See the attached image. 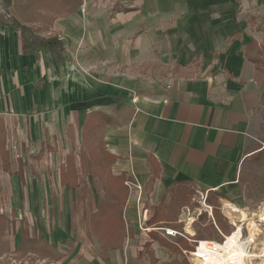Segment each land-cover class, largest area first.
<instances>
[{
	"label": "crops",
	"instance_id": "crops-1",
	"mask_svg": "<svg viewBox=\"0 0 264 264\" xmlns=\"http://www.w3.org/2000/svg\"><path fill=\"white\" fill-rule=\"evenodd\" d=\"M259 12L264 0H0V207L10 198L26 216L18 251L23 240L39 250L68 241L66 257L53 250L65 264L82 244L93 264H145V245H131L138 256L124 263V244L93 235L107 175L127 190V234L148 228L158 264L172 259L151 232L170 238L148 221L183 189L254 225L257 209L242 199L264 161V82L246 22Z\"/></svg>",
	"mask_w": 264,
	"mask_h": 264
},
{
	"label": "rangeland",
	"instance_id": "rangeland-1",
	"mask_svg": "<svg viewBox=\"0 0 264 264\" xmlns=\"http://www.w3.org/2000/svg\"><path fill=\"white\" fill-rule=\"evenodd\" d=\"M46 7L51 8V7H55V5L52 2H50L48 6ZM248 15L249 16L246 22L248 32L251 33L255 39H257L258 48L262 51L264 49V12H259L257 14L255 13V15H252L250 13ZM260 59L263 63V64L261 63L262 72L260 74V79L264 82V56H262ZM87 153H88V149H87ZM32 168L33 169L31 171H33V174L39 173L40 171H42V170H36V167L34 166ZM177 194H180V197H182L181 203L183 206L180 205V208L177 209V212L175 215L176 217L175 221L168 222V224L161 225V226H164L165 228L173 227L176 230L182 232V230H184V228L187 226H185L184 223L178 224V220L181 217L183 219L188 220L187 218L189 217L188 213L190 210L192 211L191 215L195 217V222L192 224L191 229H190V231L192 232L191 234H194L195 236V241L198 242V241H203V240H210V241L213 240L217 242H222L224 240V237H223L224 235L229 237L232 233H234L235 231L234 227L230 223V219L226 216L227 214L230 216V218H233L235 217L234 215H236V213H234L236 212L235 211L236 209L233 208L231 205L226 204V208H224V205L217 197L213 196L212 194L209 195L207 192H203L199 190L197 191L192 188H189L186 190L183 189ZM177 194L173 195L174 203L177 201V199L175 198V196L177 197ZM263 199H264V161L260 165L256 164L255 167L252 169V172L249 175V179L245 184V189L243 191L242 200L244 201V206L248 207L251 210L257 209L256 211L260 212L261 209H263L264 207V203L261 204ZM167 202L168 203L170 202V196L167 198ZM15 204L16 203L12 201V199L5 198L2 200V205L0 207L2 208L1 213L8 215L7 222H9V228L6 231V234L8 235L7 236L8 240L6 243H0V264H65L67 259L65 260L62 258L60 260H56L55 256L57 255L54 254L53 250L54 251L56 250L57 254L58 253L61 254L60 256L62 257L67 255L66 253L67 251L68 252H71L72 250L74 251L75 245H71L70 244L71 242H68V241L63 243L61 246L58 245L56 249H53V250L52 249L50 250L48 248H43L41 250H44V251H41L37 247L34 248V246H32V248L30 249L31 246L28 245V247L25 248L24 250H21L20 252L18 251V247L21 243V230L22 228L25 229L24 221H26V219H22V217L23 216L26 217V216L24 215L22 207H20L18 211L14 210L12 213L11 207L15 206ZM244 206H241V207H244ZM208 207H212V211L211 212L209 211V213L207 209ZM186 208L189 210H187ZM199 209L201 210V215H198ZM172 211L173 213H175L176 207H174ZM172 211H171V214H172ZM216 211H218L221 216L223 226L218 222V218L215 213ZM194 212L195 214H193ZM250 218L254 219V221L258 220L257 215L254 216L253 214H250ZM13 222H15V225H16L15 229H13ZM214 222H216V225L219 227V230L224 235L220 231L217 230L216 225H214ZM210 224L214 225V229H212V231H207L206 228H209ZM37 230H38V227L36 226L33 228L32 233L35 234ZM200 232L203 233L202 237L200 235ZM25 233H26V236L31 237L30 236L31 234L29 232L25 231ZM128 234H130L131 237H129L130 239L127 238L124 243V246L126 248L124 255H122L124 263L125 261L134 259L133 257L138 256L137 254L136 255L131 254L129 250V247L131 245H134V247L146 245L149 240V238L146 237L145 233H142L141 235H139L138 239L134 238L133 236L134 233H131V231L129 232V230H128ZM132 239L136 241H132ZM177 239L178 238L176 239L170 238L168 240L167 239L165 240H167L168 242L172 244L174 243L175 247L178 248L179 252H173L169 248L164 247L161 244L160 245L161 247L165 248L164 250L166 251V253L171 255L172 260L185 259L186 261H188L187 257L189 256V253L193 252L194 247L185 238H180L181 240H183L182 244L177 243V242L175 243L174 241ZM91 242H94L93 239H91ZM96 247H98V245H96ZM89 249H91V251ZM92 250H93L92 247L89 248L85 244H82L80 255H78L73 261L71 260V262H73L74 264H93V260L97 257L95 256L96 253L92 252ZM185 251H187V254H185ZM158 256H160V254H158ZM159 261L161 264L160 258H159ZM120 262L121 260H119V263ZM141 262L145 264H151V262L149 261V258L146 255L141 260ZM188 262L191 263L190 261Z\"/></svg>",
	"mask_w": 264,
	"mask_h": 264
},
{
	"label": "trees",
	"instance_id": "trees-1",
	"mask_svg": "<svg viewBox=\"0 0 264 264\" xmlns=\"http://www.w3.org/2000/svg\"><path fill=\"white\" fill-rule=\"evenodd\" d=\"M21 31L23 33H27L26 28H21ZM26 40L24 39V45H25ZM49 49H52L54 52L59 49V46L55 47L56 45L53 44L50 40L47 42H44L43 44ZM26 47V45H25ZM249 51H252V53L256 50L257 55L256 56H250V61H252L255 65L256 68L259 70V72H262L261 65L263 64L261 61V57L264 56V49L261 51L258 48V42L256 40H253L251 44L248 47ZM251 53V52H250ZM262 63V64H261ZM104 179L107 181V186H106V196L104 199H99L97 202V210L96 212L92 215L91 220H92V232L93 235H96L98 237V240L102 244H115L116 248L121 249L122 251V246L124 244L125 239L127 238L128 234L126 233V223L125 219H123V208H124V203L128 197L127 195V190L124 188L122 179L118 178H112L110 175H107V177H104ZM110 179V180H109ZM116 183H122L121 188L119 185V191L117 190V184ZM125 185V184H124ZM126 194L125 200L123 199V202L119 203V200L117 201V195L123 193ZM178 193V192H177ZM179 197V198H178ZM177 201L174 203L171 202V205L168 209L167 212L163 211V207H158L154 210L153 216L151 219L148 221V226L149 227H155V228H163L165 225L168 224V222H173L175 221V215L177 212V209L180 208L181 203V198L180 194H177V197L175 196ZM179 200V201H178ZM176 207L175 213H173V208ZM172 211V214H171ZM216 216L218 218V222L223 226L221 216L218 211L215 212ZM7 217L4 215H0V241L2 239V236L4 235L7 227ZM217 222V223H218ZM171 225V224H170ZM207 231H212L214 229V225L210 224L209 228H206ZM205 229V231H206ZM200 235L202 237L203 233L200 232ZM151 239L158 241L161 245L164 247L169 248L173 252H179L178 248L175 247L174 243H170L167 240L161 238L158 233L155 231L151 232ZM201 239V238H200ZM175 243H183V240L178 238L177 240L174 241ZM169 245V246H168ZM145 249V253L140 254V257H143L144 255H147L149 258V261L151 264H158V259L155 256V253L151 251V244L147 243ZM26 248V242L23 240V244L21 245L19 251L24 250ZM131 264V263H128ZM167 264H188V261L183 259V262H181L178 259H174L171 262Z\"/></svg>",
	"mask_w": 264,
	"mask_h": 264
},
{
	"label": "built area",
	"instance_id": "built-area-1",
	"mask_svg": "<svg viewBox=\"0 0 264 264\" xmlns=\"http://www.w3.org/2000/svg\"><path fill=\"white\" fill-rule=\"evenodd\" d=\"M128 187L134 190H140V186L138 184H134L132 182H127ZM187 209V208H186ZM208 213L209 211H212V207H208ZM189 210V209H187ZM203 211V210H202ZM205 211V210H204ZM192 211L189 210V217L186 219H183L182 217L178 220V224L184 223L185 226H191L195 222V217L191 215ZM186 214V212H185ZM195 214V212L193 213ZM261 214V215H260ZM198 215H201V210L199 209ZM254 216L257 215L258 220L254 221V225H251L248 227L245 222H241L239 224V220H232L230 217V223L234 227V233H232L229 237L235 236L238 232H241V235L239 239L237 240V244L244 243L246 246L245 248V254L244 257L246 260L250 261L251 264H260L264 260V207L261 209L260 212H256L253 214ZM190 221V222H189ZM214 225H216V222H214ZM187 227L184 228V230L178 231L173 227L168 228H160V232L163 233L165 238H185L192 244L194 247L193 252L189 253V256L187 257L188 261H190L192 264H197V261H203L206 262V257H208L210 254H218L217 252L221 251L224 246L227 244L228 236H225L220 230L219 227L216 225V228L218 231H220L224 236V240L222 242L217 241H210V240H203V241H195L194 234H191V232L187 231ZM141 230L145 233H148L150 230L148 228H142ZM149 234V233H148ZM148 234H145L146 237H148ZM185 254H187V251H185Z\"/></svg>",
	"mask_w": 264,
	"mask_h": 264
},
{
	"label": "bare ground",
	"instance_id": "bare-ground-1",
	"mask_svg": "<svg viewBox=\"0 0 264 264\" xmlns=\"http://www.w3.org/2000/svg\"><path fill=\"white\" fill-rule=\"evenodd\" d=\"M239 220V224H241V222H247V215L241 214ZM187 230L191 232L190 226L187 227ZM240 235L241 232H238L235 236L229 237L226 246H224L221 251L217 252L218 254H210L206 257V262L198 260L197 264H251L250 261L246 260L244 257L247 245L244 243L237 244ZM260 264H264V260Z\"/></svg>",
	"mask_w": 264,
	"mask_h": 264
}]
</instances>
